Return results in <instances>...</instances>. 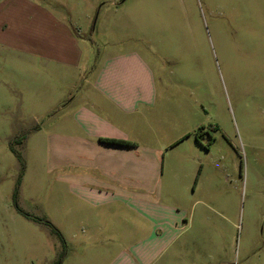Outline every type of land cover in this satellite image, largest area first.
Returning a JSON list of instances; mask_svg holds the SVG:
<instances>
[{"label": "rangeland", "instance_id": "374dc122", "mask_svg": "<svg viewBox=\"0 0 264 264\" xmlns=\"http://www.w3.org/2000/svg\"><path fill=\"white\" fill-rule=\"evenodd\" d=\"M40 1L85 27L73 94L108 55L135 53L153 72L151 145L162 152L148 154L141 211L178 229L158 255L264 264V0ZM60 86L53 70L0 48V264H116L135 242L154 241L124 212L115 246L112 216L73 200L56 136L68 117L63 105L51 110ZM175 205L182 212L170 213Z\"/></svg>", "mask_w": 264, "mask_h": 264}, {"label": "crops", "instance_id": "0c3cea01", "mask_svg": "<svg viewBox=\"0 0 264 264\" xmlns=\"http://www.w3.org/2000/svg\"><path fill=\"white\" fill-rule=\"evenodd\" d=\"M69 16L65 20L52 14L40 0H0V48L37 60L44 69L56 72L60 80V90H55L52 96L51 110L57 108V103L63 105L57 109L62 117H68L56 136L69 153L71 170L68 182L63 183L69 184L73 200L116 216L108 217L107 222L118 225L116 229L111 227L119 232L117 247H121V213L145 220L154 241L135 242L133 252L118 254L116 264H225L213 258L158 255L175 241L177 236L172 234L178 229L177 221H153L141 211L138 187L151 181L147 173L153 161L147 158L148 154L153 151L157 158L156 154L162 152L151 145V121L155 118L157 98L153 72L135 53L108 55L93 81L84 80V89L73 94L80 83L78 77L85 59L82 43L85 27L80 20H72L71 12ZM181 139L179 136L170 147ZM102 140L126 141L134 146L123 147ZM61 163L60 167H67L64 160ZM155 202H147V207L156 205ZM168 209L170 213L182 212L176 205ZM140 223L137 222L138 227Z\"/></svg>", "mask_w": 264, "mask_h": 264}, {"label": "trees", "instance_id": "16d2710c", "mask_svg": "<svg viewBox=\"0 0 264 264\" xmlns=\"http://www.w3.org/2000/svg\"><path fill=\"white\" fill-rule=\"evenodd\" d=\"M103 142H106V143H110V144H115V145H120V146H123V147H130V146H134V144L132 143H129V142H126V141H109V140H102ZM14 154L17 156V158L19 159V162L21 164H23V160L21 158V156L19 154H17L15 151H14ZM59 235V234H58ZM60 236V235H59ZM60 264V261L59 263Z\"/></svg>", "mask_w": 264, "mask_h": 264}]
</instances>
